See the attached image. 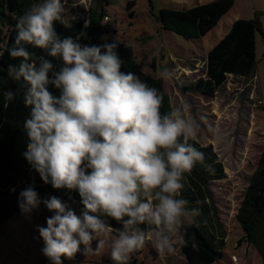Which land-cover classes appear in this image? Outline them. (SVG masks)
Wrapping results in <instances>:
<instances>
[{
    "label": "clouds",
    "instance_id": "9594fccd",
    "mask_svg": "<svg viewBox=\"0 0 264 264\" xmlns=\"http://www.w3.org/2000/svg\"><path fill=\"white\" fill-rule=\"evenodd\" d=\"M57 22L72 28L65 0L34 3L16 18L14 42L0 48V57L7 51L19 58L7 74L21 82L23 103L30 109L23 124L24 158L45 183L68 190L70 200L76 193L82 207L77 213L57 196L42 200L31 185L19 192L18 206L26 216L41 203L53 212L46 227L37 225L51 264L106 247L115 264H128L146 242L161 256L172 255L177 244L186 243L180 235L185 216L202 212L189 209L182 196L186 174L198 163L215 172L194 142L206 126L227 150L229 135L203 117L188 115L184 106L162 112L163 92L136 73L121 71L118 40L85 44L84 31L62 36ZM29 46L47 56L33 58ZM174 75L164 67L159 78ZM16 95L4 91L5 104ZM110 221L120 227L114 230Z\"/></svg>",
    "mask_w": 264,
    "mask_h": 264
},
{
    "label": "rangeland",
    "instance_id": "374dc122",
    "mask_svg": "<svg viewBox=\"0 0 264 264\" xmlns=\"http://www.w3.org/2000/svg\"><path fill=\"white\" fill-rule=\"evenodd\" d=\"M65 0V18L72 25L78 21L88 24L92 12H105L103 24L110 22L117 30L109 39L132 46L136 63L146 74L159 78L160 70L169 68L175 73L170 80H162L173 109L186 107L188 115L203 117L226 131L230 145L227 150L217 145L201 129L198 141L212 144L225 167V177L212 181L210 189L221 223L226 230L222 256L213 264H264L257 248L244 239V231L237 214L250 179L264 152V0ZM222 5L206 33L199 38H187L163 27L168 12H192L200 5ZM4 5L3 9H6ZM257 22L256 65L249 75L230 74L226 82L211 95L184 89L191 82L207 78V55L229 32L238 19ZM0 28L6 31L1 22ZM161 80V79H160ZM193 218L186 215L184 224ZM37 225L45 226L33 211L22 212L0 225V264H51L43 254L44 242ZM182 236V234L180 233ZM95 247V242H93ZM64 259V258H62ZM182 244L172 255L161 256L151 243L131 254L128 264H185ZM64 264H115L110 249L98 254L79 253Z\"/></svg>",
    "mask_w": 264,
    "mask_h": 264
},
{
    "label": "trees",
    "instance_id": "16d2710c",
    "mask_svg": "<svg viewBox=\"0 0 264 264\" xmlns=\"http://www.w3.org/2000/svg\"><path fill=\"white\" fill-rule=\"evenodd\" d=\"M39 2L41 0H0L1 22L6 27V31L0 28V48L12 46L16 35V18L23 15L34 3ZM135 4L133 0L129 1L130 8ZM4 5H7L6 9H3ZM221 9L220 4L200 5L192 12H168L163 19V27L187 38H199L206 33ZM103 16H106L105 12L100 15L92 12L88 24L78 21L70 29L58 22L54 26L62 36L76 35L84 31L86 35L81 42L85 44L111 43L113 40L109 39L108 35L116 33L117 30L110 22L103 24L100 21V17ZM258 30L257 22L252 19L236 20L229 32L209 51L206 62L207 78L191 82L184 89L211 95L217 87L226 82L230 74H251L256 65ZM29 51L33 53L35 59L41 55L47 56L44 50L32 46H29ZM116 51L123 61L121 71L134 72L149 85L160 89L164 94L161 111L173 110L169 95L163 88V81L140 69L132 46L118 41ZM47 58L53 60L57 67L59 66V61L52 57ZM18 62L19 58L10 57L7 51L3 57H0V225L21 212L18 195L30 185L42 200L57 196L67 201L77 213L82 207L76 193H71L73 199L70 200L68 190L56 189L50 183H45L23 156L27 144V134L23 124L28 118L30 109L23 103L21 82L13 80L7 74L8 65ZM6 90L17 93L16 98L7 104L3 97V92ZM52 90L56 91L54 88ZM194 143L205 152V164H212L215 172L210 173L205 165L198 163L191 174H186L187 182L182 190V196L189 201L187 206L189 209L200 207L202 212L200 216L192 217L191 223L183 225L181 234L186 243L182 244V248L187 258L185 264H213L222 256L226 230L219 219L210 183L224 178L226 173L224 164L212 144H202L199 141ZM34 211L45 225L46 218L53 215L43 203ZM237 218L244 231V239L257 248L264 261V152L250 179ZM110 226L114 230L120 227L115 221H110Z\"/></svg>",
    "mask_w": 264,
    "mask_h": 264
},
{
    "label": "built area",
    "instance_id": "2783aa9c",
    "mask_svg": "<svg viewBox=\"0 0 264 264\" xmlns=\"http://www.w3.org/2000/svg\"><path fill=\"white\" fill-rule=\"evenodd\" d=\"M104 18H105L106 20H108V19H109V17H107V15H106V16H104Z\"/></svg>",
    "mask_w": 264,
    "mask_h": 264
}]
</instances>
